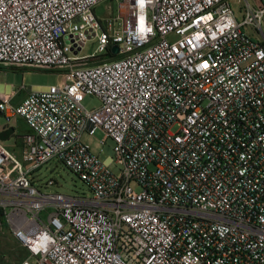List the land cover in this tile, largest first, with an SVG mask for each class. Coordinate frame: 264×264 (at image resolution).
<instances>
[{"label":"built area","instance_id":"obj_1","mask_svg":"<svg viewBox=\"0 0 264 264\" xmlns=\"http://www.w3.org/2000/svg\"><path fill=\"white\" fill-rule=\"evenodd\" d=\"M106 1L118 15L100 19ZM237 2L0 0V65L64 76L18 105L0 91L35 161L0 140L1 232L27 251L14 264H264V0ZM99 133L114 156L84 139ZM53 159L91 195L42 190Z\"/></svg>","mask_w":264,"mask_h":264},{"label":"rangeland","instance_id":"obj_2","mask_svg":"<svg viewBox=\"0 0 264 264\" xmlns=\"http://www.w3.org/2000/svg\"><path fill=\"white\" fill-rule=\"evenodd\" d=\"M243 1L245 2V0ZM231 2L236 10L241 9L242 4H239L237 0H231ZM251 2L255 3V0H251ZM110 4H112V8H109ZM96 14L100 19L117 16L118 3L111 1L101 3L96 7ZM96 46V40L92 38L87 42L82 53L91 54L95 52ZM63 79L64 76L62 71L0 65V87H12L16 92L13 99L14 105H18L31 91L36 90L35 88L39 90L45 89L49 86L59 84ZM84 105L88 109H94L101 105V101L96 96L86 95ZM9 126L15 128V133L8 140L2 141L4 146L17 155L25 169L32 168L35 165V161L31 159L23 160L19 145L20 137L30 132L28 124L19 115L13 116L8 120L5 115L0 113V131ZM103 135V133H99L95 136L86 134L84 139L91 144L92 150L95 153L100 154L102 159H105L107 156H114V152L111 140H108L106 146L101 145L100 141ZM112 169L118 171L119 168L113 165ZM33 175L37 185L44 191L60 192L69 195H91L90 189L86 183L66 167L64 163L56 159L44 164L42 168ZM51 179L55 180L57 183L55 185L46 186L47 182ZM5 231V234H2L0 226V262L1 264H14L24 257L22 252H25V249L18 238L8 235L7 228Z\"/></svg>","mask_w":264,"mask_h":264},{"label":"water","instance_id":"obj_3","mask_svg":"<svg viewBox=\"0 0 264 264\" xmlns=\"http://www.w3.org/2000/svg\"><path fill=\"white\" fill-rule=\"evenodd\" d=\"M113 50H114L115 53H118L119 52V46L118 45L114 46ZM14 133H15V128L9 126L8 128L3 129L2 131H0V140L1 141L8 140L11 136L14 135Z\"/></svg>","mask_w":264,"mask_h":264},{"label":"crops","instance_id":"obj_4","mask_svg":"<svg viewBox=\"0 0 264 264\" xmlns=\"http://www.w3.org/2000/svg\"><path fill=\"white\" fill-rule=\"evenodd\" d=\"M36 90H38L37 88H35ZM0 91H2V92H4V93H12V92H14V90L12 89V87H0ZM6 128H8V127H6ZM6 128H4V129H6ZM22 137L23 136H21L20 137V139H19V145L21 146V144H22ZM8 235L10 236V237H12V235L11 234H9L8 233ZM23 248V247H22ZM25 249V248H24ZM23 254H24V257L22 258V259H20L19 261H17V262H20V261H22L25 257H26V255H27V251H26V249H25V252H22Z\"/></svg>","mask_w":264,"mask_h":264},{"label":"trees","instance_id":"obj_5","mask_svg":"<svg viewBox=\"0 0 264 264\" xmlns=\"http://www.w3.org/2000/svg\"><path fill=\"white\" fill-rule=\"evenodd\" d=\"M107 55V57H111V56H113L111 53H109V54H106Z\"/></svg>","mask_w":264,"mask_h":264}]
</instances>
